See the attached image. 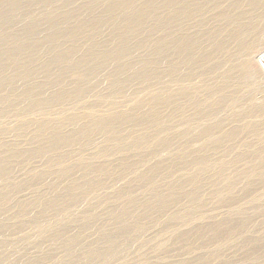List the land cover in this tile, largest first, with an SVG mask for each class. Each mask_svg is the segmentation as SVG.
<instances>
[{"label":"rangeland","instance_id":"1","mask_svg":"<svg viewBox=\"0 0 264 264\" xmlns=\"http://www.w3.org/2000/svg\"><path fill=\"white\" fill-rule=\"evenodd\" d=\"M85 1L60 0L49 10L43 9L40 5L21 2L19 6L21 18L18 23L13 24L9 32H14L17 36L23 35L24 38L18 42H7L0 48L2 56L6 50L20 47V51L15 55L17 60L15 68L5 65L2 70L9 77H15L13 84L0 91V98L6 100L5 103L0 102V157L6 158L7 163L6 176L0 178V264H60L61 261L69 264H202V257L213 258L212 255L217 252H219L217 257L207 264H264V186L257 178L249 183L244 177L237 175L238 172L257 166L259 162L264 171V116L258 113L246 115L241 111L252 104L264 106V65L259 60L264 55V36L252 45L243 60L246 67L260 77L257 80L254 78L257 84L250 86L237 77L233 79L230 88L225 89L222 94L219 93L222 97L234 94L233 96L239 98L241 103L237 109L223 108L215 118L195 119L199 112L206 110L212 102L210 100L208 103H202L206 97L200 96L202 99L197 106L186 105L184 110L178 112L173 103V106L162 109V119H151V122L139 128L126 129L122 131V136L116 139L107 140L99 130H93L89 142L72 143L59 153H51L50 149L40 155L36 151L43 137L36 139L35 133L38 131L36 122H47L49 126L50 124L56 126L61 122L64 125L59 129L64 133H77V130L80 133L91 125L89 122L91 118L105 119L117 116L132 111L137 105L146 103L156 96L173 97L181 94L187 87L203 89L208 84H215L234 64H226L215 75L208 77L197 71L189 76V79L185 77L184 73L188 69L185 67L179 81L174 80L172 76L164 75L159 80L151 81L153 78H150V81L145 83L133 78L130 69L142 60L153 58L154 54L150 49L138 48L122 62L125 66H131L125 76L132 78L124 90L115 91L107 84V79L114 76L116 68L111 63L100 81L95 82L91 76L83 79L86 87L83 89L86 93L82 97L54 102L48 99L49 95L60 90L70 93L76 85V77L71 68L87 53L88 44L84 42L92 36V28H100L96 34L100 46L114 43L113 31L102 22V18L105 20L107 15L101 12L100 7L92 12L85 11L87 8ZM153 1L156 5L161 4V0ZM234 2L235 0H222L219 6L211 7L203 17L193 14L188 20L179 22L180 24L164 26L160 30H155L156 27L149 22L138 29L140 35L136 36L138 39L132 38L133 45L143 37L149 40L148 45H151L149 47L151 49L157 43H162L161 40L167 44L181 38H195L194 35H198L202 29L219 26L221 19L213 16L217 17L225 10L228 11ZM234 8H237V4ZM65 12H71L73 15L70 22L60 26H49L47 16ZM168 13L165 11L166 16ZM19 15L18 12L16 16ZM31 17L38 20L37 29L27 33L30 35L25 38ZM78 21L88 25L86 30H81L82 33L76 35V42H81L80 52L73 59H66L63 64L53 62L54 57L73 45L69 35L62 32L67 33ZM57 34H61L58 35L60 42L56 44L48 41ZM31 35H35L36 40L29 41ZM45 37H48L47 41ZM197 40L201 41L204 48H211L205 37H198ZM164 59L153 65L160 66L162 71L167 72L171 67V60ZM100 62L103 64L104 60ZM89 65L90 67L85 68L86 71L93 67L91 63ZM46 69L50 70V75L46 74ZM54 78L61 79V82L55 83ZM93 85L96 86L93 88ZM36 87H45V91L44 89L41 91L43 104L39 107L27 104V99L24 100V91ZM149 111L143 108L138 114L148 115ZM240 111L243 114L237 120L233 116ZM220 121L223 122L221 136L232 129H238L240 132L232 141L222 144L226 152L214 151L207 156L213 167L202 172L199 177L203 186L202 203L198 205L191 202L184 192L190 189H182L175 200L171 199L165 208L139 217L137 222L144 229L140 232L128 231L126 236L124 235L119 242L122 252L116 258L104 262L98 257L99 253L106 252L110 247L101 229L116 234L121 227L110 218V214L111 211L120 213L122 211L119 209L124 210L128 207L127 198L123 197L125 190H131L133 198L139 202L149 200L154 192L168 198L179 181L193 176L196 172L193 166L184 167L179 155L183 153L185 147L190 148V151L201 147L205 141L198 136V132ZM120 128L125 126L122 125ZM185 131L193 135L191 141L187 143L186 140L175 141V134ZM48 133L50 134L47 131L46 134ZM219 136L220 133H216L212 141H216ZM165 139L170 141V145L163 147L155 156L146 154L152 152ZM136 143L139 146H136ZM19 151L23 154L16 155ZM256 153L262 154V157L259 159L255 156ZM223 161L230 164L223 169L227 180L216 177L218 166ZM129 164L133 167L127 171L125 166ZM158 165L162 167L158 178L143 183L138 181L141 175L150 173ZM68 169L72 170L71 174L62 177L64 170ZM85 169L90 171L85 173ZM228 180L233 183L231 191L225 190ZM92 181L98 182V185L91 189ZM72 185L79 186L77 191L80 195L77 201L69 207L63 202L57 213L51 210L47 202L65 193L66 196ZM221 193L222 199L218 195ZM6 194L8 200L3 201L2 196ZM22 210L26 211L21 213ZM142 213L140 208L134 211L135 217ZM176 214L191 217L187 221H181L174 217ZM239 215L250 219L251 226L249 225L248 232L242 234L236 231L231 240L227 241L231 226L227 224L218 230L219 236L224 237L222 240L225 241L222 243H218L221 240L212 241L215 231L211 229L213 224L227 219L232 224L239 221ZM88 218H93V222L87 224ZM200 228H209L208 238H198L197 235L192 236L195 238L193 240L187 238L188 234L191 236ZM60 230L63 233V241L55 239L57 231ZM64 239L72 240L77 247L71 260L68 259ZM250 240H254L252 244H248ZM240 244L243 245L242 248H238ZM84 250H93L95 254L90 258H83L85 255L80 252Z\"/></svg>","mask_w":264,"mask_h":264},{"label":"bare ground","instance_id":"2","mask_svg":"<svg viewBox=\"0 0 264 264\" xmlns=\"http://www.w3.org/2000/svg\"><path fill=\"white\" fill-rule=\"evenodd\" d=\"M25 1L27 3H32V5H40L43 9L49 10L55 6L53 4L60 0H0V48L4 46L7 42H18L22 38H24L23 35L17 36L16 34H14V32H9V29L11 31L13 24L15 22L18 23L19 19L21 18L19 6L21 2ZM86 1L85 3L87 8L85 9V11L88 10L92 12L95 8L100 7L101 12L103 11L107 15L105 20H103L104 18H102V22L106 24V26H108L107 28L113 31L114 34L112 36V40L114 41V43H106L104 45L101 44L100 46L99 42H97L96 39V34L99 33L100 28H92V36L88 37V39H86V42H84L88 44V49L86 50L87 53L80 60L76 61L71 68L72 73L76 77V85L74 86L72 91H70V93L60 90L49 95L48 99L54 102L59 103L72 97H82L86 93V90L83 89L86 88L83 84V79H86L87 76H91V79L95 80V82L100 81L102 79L101 76L104 74L105 69L109 65H111V63L115 65L116 68L114 76H110L107 79V84L111 89H115V91L124 90L130 84L132 78L130 76H125V74L127 73L126 71H128L131 66H125L122 62L125 61L126 57H130L133 53H135L134 51L138 50V48L150 49L154 54L153 58H147L145 60H142L138 65H133L130 69L133 72V78L135 77L137 80L139 79L145 83L149 82L150 78H153L151 79V81L159 80L164 75H166L167 77L172 76L174 80L179 81L182 78V70L185 67L186 69H188L187 72L184 74L185 77L189 79V76H191L197 71H201L202 76L208 77L215 75L216 72L222 66L229 63L234 64L224 74L221 75L220 79L217 81V83H215L216 85L208 84L203 89L187 87L181 94H176L173 97L164 98L156 96L152 100L146 103H141L137 105L134 109H132V111L124 114L105 119L91 118L89 120L91 125L86 127L83 132L80 133L78 132V130L77 133H64L62 130L59 129L61 126L64 125L61 122L57 123L56 126L50 124V126L53 127H50L47 122H36L38 128L37 133H35L37 135L36 139L43 137L41 138L42 140L38 143L40 144V146L36 151L40 155L45 154L46 151H49L50 149L51 153H59L64 147L70 146L69 144L72 143L82 144L87 141L89 142L93 130H99V132H101L107 140L116 139L122 136V131L126 129L139 128L145 123L151 122V119H162V109L169 106H173V103H175L174 108L176 109V111L178 110V112L184 110L186 105L197 106V104H199L198 102L202 99L200 98V96L206 97V99L202 103H208L210 100H212V102L209 106H207L206 110L200 111L199 115L195 117V119H201L205 117L215 118L220 112V109L228 107L237 109V106H239L241 103V100L239 98L233 96L234 94H227L224 97L219 95V93L223 92L225 89L230 88L229 86H231L233 79H237L238 77L241 82H246L251 86L257 84L256 80L257 78H260L258 77V75H254V73L246 67L243 60L247 57L248 51L252 47V45H254L257 40L264 36V0H235L234 3L237 4L236 9L234 8V4L228 9V11L225 10L224 12L220 13L217 17L213 16V18L221 19V24L219 26H212L209 29H202L198 35H194L195 38H181L179 40H176L175 42L167 44L164 43V40H161L163 42L157 43V45L152 49L149 48L151 45H148V43L150 42H148V39H144L145 37L141 38L140 40H137V44L133 45L132 38L140 35L138 33V29L141 26L152 22L151 24L157 28H155V30H160L164 26H168L171 24H180L182 21L188 20L193 14L200 15L203 17L205 13L207 14L210 11L211 7L219 6L222 0H161L160 5H156L153 0ZM7 7H10V9ZM245 8L250 9V11H246ZM165 11L169 12L167 16L165 15ZM18 12L20 15L16 16ZM72 16L73 15L71 12H65L56 16L49 15V17L47 16L46 18L49 26L52 27L56 25L60 26L65 22H70ZM29 21L30 25L27 31L25 32V38L26 36L30 35H27V33L33 32L37 29L38 20L35 17H31ZM79 23L80 22L78 21L73 26L70 25L71 27L68 29L67 33L62 32V34L64 35H69L73 45L70 46V48L66 49L64 52H61L62 54H58V56L54 57L52 59L53 62L63 64L66 59H73V57H75V55L80 52L81 48L79 45L81 44V42H76V39L78 34L82 33L81 30H86L88 25ZM35 35H31L32 37L30 36L31 38L29 39V41L32 42L36 40L37 37H35ZM58 35L61 34L54 35L50 39H48V37H45V41H47L48 39L49 42L57 44L58 42H60ZM198 37H205L207 39V42H210L211 48H204V45L200 43L201 41L197 40ZM80 38L81 37L79 36V39ZM136 39H138V37H136ZM19 51L20 47L16 48L15 50L9 49L6 50L2 56H0V91L5 90V88H8L13 84V78L15 77H9L4 73L5 71L2 72V70L5 65L12 67L15 66V62L17 61L15 55ZM243 54L246 56L244 57ZM102 59L104 60L103 64H101L100 62L103 61ZM160 59L171 60V67L167 72L164 70L162 71L160 69V66L155 67L153 65L154 63H159ZM89 63H91L93 67L86 71L85 68L90 67ZM105 65L107 66L104 67ZM198 68L201 69L197 70ZM45 71L46 74L50 75L51 72L49 69H46ZM255 77L256 80L254 79ZM60 82L61 79L55 80V83L57 84ZM94 86L96 85H93V88ZM44 88L45 87H36L32 89L29 88L24 91V100L27 99V104H33L38 107L43 104L42 101L44 99L42 97V92L45 91ZM42 89L44 90L42 91ZM5 101V99L0 98V102L5 103ZM143 108H147L150 110L148 115L138 114V112ZM241 111L245 112L246 115H255L258 113L260 116H264V106H256L252 104L249 108H245ZM241 111L240 113H235L233 117L237 120L240 119L241 115L243 114V112ZM222 124L223 122L220 121L216 125H209L204 127L201 132H198V136L202 137L205 143L201 147L191 151L190 148L185 147L183 153L179 155L181 156V164L187 168L193 166L196 172L193 174V176L179 181L176 185V188L174 189V191H172L168 198H165L159 192H154L151 194L149 200L139 202L133 198L131 190H125V193H123V197L127 198L126 203L128 207L124 208V210L119 209L122 211L120 213L111 211L110 214V218L114 219L118 225H121V227L119 228V231L116 234H111V232L109 233L104 229H101V231L103 232V236L106 242L109 243L110 247L106 252H103L101 254L98 252V257H100L104 262L116 258L122 252L120 246L121 244H119V242L122 241L121 239L126 236L125 234L128 233V231L140 232L144 229L137 222V220L140 219L139 217L143 215H149L150 212H154L157 209L165 208L168 203L171 202V199L174 201L175 198L179 195V193L182 192L185 188H188V190L190 189L189 191L184 192L186 193L185 195L188 196L189 200H191V202L197 203L198 205L202 203L203 186L199 177L202 172H206L209 170V168L213 167V164H211L207 156H210V154L214 151L223 150L222 144L224 145L225 142L232 141L235 137L239 136L240 131L238 129H232L231 131H228L221 136ZM122 125H124L125 128H120V126ZM47 131L50 132V134L48 133L47 135ZM190 133L191 132L188 131L181 133L178 132L174 136L175 141L186 140V143L191 141L190 138H192L193 135H190ZM216 133H220V136L217 137V140L213 142L212 139L215 138ZM135 145L139 146L138 143H136ZM168 145H170V141L168 139H165L162 144L156 146L152 152L146 154L155 156L163 147H166ZM223 151L226 152L225 150ZM18 154L21 155L23 153L20 151L16 152V155ZM7 156L11 155L7 154ZM255 156L259 157L260 159V157H262V154L256 153ZM5 160L6 158L0 157V178L6 176L7 170L5 165L7 163ZM229 166L230 164H227L224 161L220 163V165L218 166L219 169H217L216 172L217 179L223 178L224 180H227L224 175L223 169H226ZM125 167L128 171L133 167V165L129 164ZM87 171L90 170L85 169V173ZM161 171L162 167L158 165L153 170H151L150 173L147 172L141 175L138 178V181H141L142 183L145 181H152L159 177ZM71 172V169L64 170V173H62V177L66 175L69 176ZM85 173H83V175ZM237 175L244 177L249 183L253 182L254 178H257L261 181L262 185L264 186V171L260 162L257 166L250 167L244 172H238ZM97 183H95V181H92L90 183L91 189L93 187H96L98 185ZM232 185V181L228 180L225 190L231 191ZM77 189H79L78 185L70 186L69 190H67L66 196L65 193L64 195H59L55 199H52L50 202H47L48 207L57 213L62 208L61 205L63 202L68 207L70 205H73V203L77 201L78 195H80ZM218 195L221 197V199L223 198L222 193ZM63 197L64 199H62ZM2 199L3 201H7L8 195L6 194L5 196H2ZM137 208H140L143 213L135 217L134 211ZM23 210L21 213H24L26 211ZM174 217L181 221H187L190 219L191 216L184 214H176ZM239 217V221L232 222V224L228 222V219L213 224L211 229H214L215 231L214 237L211 238L212 241L221 240L218 243H222V241H225L222 240V238L224 237L219 236L220 233L218 230H220V227L226 226L227 224L231 225L229 233L226 237L227 241L231 240L232 235L234 236L236 234V231L241 232L242 234L244 232L246 233V231L248 232L249 227L251 226L250 219H248V217L244 215H239ZM134 218L136 219L130 220ZM92 222L93 218H88L86 220L87 224H90ZM208 229L209 228H200L191 236L190 234H188L189 236L187 235V238L189 240H193L195 239L192 237L193 235H197L198 238H208ZM62 237V230L57 231L55 239L63 241ZM128 239L131 240L130 236H128ZM253 241L254 240H250L248 244H252ZM64 244V247L68 251V259L71 260L75 256L77 247L76 245H74L72 240L64 239ZM242 247L243 245L241 244L238 246V248ZM80 253H83V255H85L83 256V258H90L95 254L93 250H84ZM218 253L219 252L214 253V255H212L214 259L215 257H217ZM213 258L202 257V264H207V262H209ZM61 262L60 264H69L63 261Z\"/></svg>","mask_w":264,"mask_h":264},{"label":"water","instance_id":"3","mask_svg":"<svg viewBox=\"0 0 264 264\" xmlns=\"http://www.w3.org/2000/svg\"><path fill=\"white\" fill-rule=\"evenodd\" d=\"M260 62L264 65V55L259 58Z\"/></svg>","mask_w":264,"mask_h":264}]
</instances>
